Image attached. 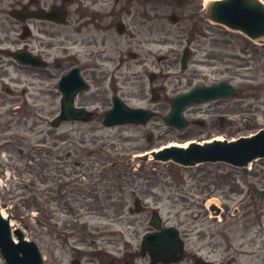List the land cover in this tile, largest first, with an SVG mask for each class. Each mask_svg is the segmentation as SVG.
<instances>
[{
    "label": "rangeland",
    "instance_id": "rangeland-1",
    "mask_svg": "<svg viewBox=\"0 0 264 264\" xmlns=\"http://www.w3.org/2000/svg\"><path fill=\"white\" fill-rule=\"evenodd\" d=\"M11 1L0 0V6L8 9L6 6ZM46 3L47 5L54 4V0H46ZM171 13L181 16L175 25L168 23L167 18ZM197 13L199 19L203 21L200 13ZM157 16L155 42L143 45V50L142 47L139 50L131 47L140 56L138 65L131 62V66L127 67L125 64L120 66L117 63L115 50L121 49L123 43L119 38L115 40L113 29L108 32L107 53L102 60L96 59L94 62L104 67L102 70L106 72L99 83L105 89L107 97L111 96L109 89L112 86V91L121 90L116 94L129 106L150 108L156 112L155 116L144 125L125 124L105 127L102 124L101 113L104 107L93 102L88 108L94 109L98 118L88 123H63L58 128L51 127V121L55 117L58 106L57 91L54 88L57 78L71 66L70 63L75 62L79 65L84 63L83 61L86 60L84 56L88 49L86 47L76 45L71 48L68 55L61 56L59 68L58 61L53 60L56 57V49L51 48L48 51L49 60L52 63L43 76L45 77L43 82L45 90L33 87L29 89L28 94H25L23 91L24 70L21 68L11 66L7 74L0 73V211L8 216L14 228L22 230L26 239L38 245L43 264H67L68 252L66 253L59 247H51L47 243L48 240L45 242L41 234L42 231L56 230L63 223H71L70 217L62 214V210L57 211L55 208L57 198L62 199L61 205L66 204L72 206L73 209L79 208L80 195L73 194V196L67 193L68 190L85 188L87 185L92 194L100 176L106 177L105 179L111 178V180L103 184L107 193L95 196L94 200L100 199L107 202L108 217L92 215L81 219L80 222L92 228L108 227L111 232L119 230L122 236V239L118 241L119 246L122 250L137 252L136 264H149L147 256H140L139 245L153 209L159 212L165 225H175L174 215L180 221L184 220L188 214L190 215V209L182 210L183 207L195 205L199 209L203 203L208 205L214 202L222 208L227 205L229 210L226 214H230L236 207H239L236 203L240 197L250 194L247 184L255 182V178H250L247 170L230 168L223 164H204L184 168L170 161H153L146 155L151 150L169 144L184 145L190 140L196 139L202 142L212 138L213 135L178 138L177 136L182 134L166 126L163 116L170 110L169 98L195 85H207L223 80L227 73H237L238 77L232 83L234 86L242 87L244 90L246 87L250 89H246L245 93L235 100L192 106L185 113L186 119L203 118L202 114L207 110L213 109L217 112L221 107L242 104L244 112H252V114L241 115L245 117L244 121L247 117H253L256 118L254 122L257 121L259 126H264V72H262L264 68L254 51L243 54L244 51H249L247 46L250 41L239 32H232L222 26L203 21L200 24L201 27L198 28L203 34V37L196 42L198 49L194 51L187 70L181 71L179 58L182 46L180 45L184 44L183 39L187 37V30L190 29L187 20H184L186 18L183 17L181 11L172 10L166 0H158ZM39 26L53 32L52 28L42 24H37L36 30ZM18 35L19 28H16L12 38L16 40ZM39 37L45 44L54 43L53 37L51 39L45 36ZM76 38L80 39L81 36L77 35ZM200 45L201 50L199 51ZM19 46L20 44H15L9 48L14 51ZM219 50L235 57L233 66L218 64L214 56L220 52ZM260 57L264 58V55ZM243 61L250 63L249 68L236 70L234 65L243 63ZM150 72H154L157 76L153 82L148 78ZM221 72L224 73L221 74ZM6 89L12 91V96L7 94ZM97 90L95 83H91V89L86 96L95 94ZM152 93H159L161 98L153 101ZM97 98L98 95H95L94 99ZM26 99H29L30 103L28 100L27 102L35 107L34 113L25 116V112L14 115L15 109L10 110L9 101L18 100L14 102L16 105H21ZM1 100H4V104ZM8 114H12L13 117L8 118ZM41 116L44 121L38 122L35 117L40 118ZM239 119L240 117L237 120ZM8 121H11L10 127L7 126ZM7 128L9 129L6 130ZM249 133L242 131L231 134V129L228 128L225 132L216 134V137L231 140ZM123 163L126 164L124 170L119 168V166H124ZM76 164H83L93 169L89 172L83 170L79 174L76 173L73 177L74 187H65L64 195L59 193L58 189L54 190L55 184H59L58 179L64 181L67 176H73ZM111 164L117 167L109 170ZM67 166L73 169H69V174L64 176V169ZM100 167L102 172H106L103 176L102 172L98 173ZM252 170L256 173L264 172V159L253 162ZM74 171L79 172V169H74ZM78 179L81 183L76 181ZM124 182H127L124 189H137V196L146 206L143 213H128V208L133 207V199L128 197V193H119ZM236 185L239 186V190H243V193L231 195V199L225 201V192L230 191ZM197 187L204 190V193L202 194ZM204 197L206 201L203 200ZM247 203L249 207L245 217L250 223L249 229L243 228L240 221L234 222L233 225L229 224L227 230L223 228V224H219L216 228L214 219L211 220L212 223H207L203 227L197 221L196 231L191 234L187 242L194 247H199L207 241L206 236L199 240V235L212 234V243L218 244L220 249L216 254L210 255L209 259L217 262L228 245L239 247L240 243L245 244L242 247L243 251L255 252L264 256V231H259L258 228L259 211L262 210L264 229V200L252 198ZM122 212H125L124 215ZM66 214L69 213L66 212ZM194 218L198 220L197 217ZM73 226L75 227L74 223ZM243 229L246 232H242ZM248 242H251L250 246L247 245ZM257 249L263 251L257 252ZM238 261L240 264H261L257 257L247 258L244 255L240 256ZM0 264H5L1 255Z\"/></svg>",
    "mask_w": 264,
    "mask_h": 264
},
{
    "label": "flooded vegetation",
    "instance_id": "flooded-vegetation-1",
    "mask_svg": "<svg viewBox=\"0 0 264 264\" xmlns=\"http://www.w3.org/2000/svg\"><path fill=\"white\" fill-rule=\"evenodd\" d=\"M68 10L70 11V26L68 24L56 25L55 31V48L57 49L59 55L58 57L64 56L60 54L65 48H69L72 45H80L81 47L88 48L87 56L91 63H85L82 71H86L88 80L94 84L96 88H101L102 85L99 83L100 79L105 76V71L102 68H97L94 64V57H102L106 53V41L108 37V32L110 29L114 30V37H119V40L123 43V47L118 49V62L120 66L124 64L127 67L131 66V62H134L135 65L140 63V56L132 50L131 47H134L135 50H139L143 45H147L151 42H155L156 36V22H157V0H69ZM170 6L178 11H190L192 15L195 12L202 9L205 0H168ZM1 3V2H0ZM9 6L8 10L0 6V32L3 34V38L0 37V45L5 43H14L11 39L16 26H19L21 30L29 32V35L25 39H18L17 42H23L22 50L27 53H31L33 56H36V61H40L39 58L43 59V52L45 48L44 43L39 37L36 38V34L33 33L34 24L39 22V20L34 17L24 18L26 14H31V12L39 10H49L50 8L46 5L45 0H12L11 3L7 4ZM14 11H22L24 14L18 15V18L13 17ZM34 15V14H33ZM198 26L199 20H197ZM117 24H119V30L117 31ZM87 27V29H86ZM82 28V29H80ZM198 29V28H197ZM201 31H198L196 37L190 38L186 43L188 47L194 49L196 48V42L201 38ZM77 35H80L81 38H76ZM51 45V44H50ZM264 50V43L259 44ZM201 49V45L199 47ZM220 52L214 56L215 60L218 61L219 65H225L231 63L229 56L219 50ZM43 52V53H42ZM11 52L0 49V69L4 70L3 72L7 74V69L11 66L14 61L12 60ZM10 62V63H9ZM60 66V65H58ZM24 69V75L26 80V86L28 90H25V94H28L29 89L36 87L41 90L37 82L42 81L44 78L45 69L37 68L33 66H18ZM1 71V70H0ZM61 77V76H60ZM59 77V78H60ZM229 77L234 79L233 75ZM102 89V88H101ZM24 91V90H23ZM85 93V92H84ZM82 94V95H81ZM77 96L78 98V107H88L94 102L92 96H84L81 93ZM29 100V99H28ZM58 109L61 108V94L58 92L57 96ZM108 99L102 98L97 100L96 103L102 107L107 106ZM1 103L4 104V100H1ZM11 103V101H9ZM59 112V111H58ZM244 111L242 110V113ZM240 105L235 104L233 106H228L226 108H220L219 111H214L213 109L207 110L202 115L207 120L203 119H190L186 128V132L183 137H203L205 135H213L216 133H221L228 128L234 132L236 129L239 130L238 133L242 131H252L255 128L259 127L258 122L253 118L243 122L240 120H233L232 118L239 117ZM33 114V112H32ZM11 114H8V118H11ZM13 117V116H12ZM218 117V118H217ZM241 118V117H240ZM38 122H42L43 117H35ZM242 119V118H241ZM10 122L8 121V127H10ZM238 125L240 127H238ZM264 128V127H263ZM7 128L6 130H8ZM3 130V131H6ZM84 166H81L80 170ZM250 177L255 178V180L260 188H264V172L250 173ZM250 186H248L249 188ZM202 194L204 190L197 188ZM61 190V189H60ZM134 191V190H133ZM71 193V191H70ZM106 190L104 187H97L96 194L104 195ZM243 193V190H239V186L236 185L234 188H231L230 191L225 192V199H231V195H240ZM254 198L257 200H264L255 196L254 194L242 195L239 201L236 203L239 207H236L231 215L226 214L228 206L220 208V215L212 217L211 211L207 209L204 204L199 209L195 205L191 207H183L182 210L190 209V215L188 214L184 220L180 221L177 219V216H173L177 228H180L185 236V239H189L191 234L196 231V222L203 227L207 223H212L210 219L214 218L216 223L214 224L217 228L219 224H223V228L227 230L229 224L241 222L243 228L249 229L250 223L246 220L245 215L248 211L247 201H251ZM64 200V199H63ZM204 200V198H203ZM62 199L56 201L55 208L57 211L62 210L64 215L72 217L75 222L70 224L63 223L58 229L51 230L49 232L42 231L44 241L48 240V244L51 247H59L68 252L66 259L67 264H72V261H75V264H136L135 258L137 257V252H132V250H122L119 246V240L122 239V236L118 232H110L108 227L101 228H92L87 225L81 224L77 225V219L82 217H91L92 215L96 217L107 218L108 217V205L104 200L95 199L93 200L91 196L84 195L81 198V205L79 208L73 209L72 206L61 205ZM74 201V199H71ZM124 207V206H123ZM143 208V207H142ZM263 209V207H262ZM144 211V208L141 209ZM69 213V214H66ZM245 212V213H244ZM156 213V212H154ZM260 223L258 224L259 231H264L262 216L263 211H259ZM194 217H197L195 219ZM208 217V219H207ZM212 217V218H211ZM227 221H230L227 223ZM233 221V222H231ZM73 223L75 227L73 226ZM254 225V224H253ZM161 226L162 225L161 222ZM198 228V227H197ZM245 229L242 232H246ZM152 230L151 228L147 231ZM146 231V232H147ZM207 237V241L201 244L199 247H194L190 245V242H187L184 245L183 250V261L178 264H240L238 258L240 256H245L247 258L257 257L260 260L261 264H264V256H261L259 253L255 252H246L242 250L244 243H240L239 247H232L228 245L224 249V253L221 256L220 260L217 262L215 260L209 259L210 255L216 254L219 251V245L212 243L213 236L212 234L199 235V240ZM219 236H221L219 234ZM244 236V235H243ZM244 239V237H243ZM216 244V245H214ZM251 242H248L247 245L250 246ZM262 249H257V252H262ZM141 254V253H140ZM134 255V257H131ZM130 258L128 259V257ZM157 264H166V263H157Z\"/></svg>",
    "mask_w": 264,
    "mask_h": 264
},
{
    "label": "water",
    "instance_id": "water-1",
    "mask_svg": "<svg viewBox=\"0 0 264 264\" xmlns=\"http://www.w3.org/2000/svg\"><path fill=\"white\" fill-rule=\"evenodd\" d=\"M206 15L212 21L222 23L231 29L240 30L252 39L258 40L264 36V5L258 0L213 1L208 4ZM15 58L23 61L20 54H16ZM230 95L231 90L224 83L215 84L208 88L195 87L170 101L172 111L165 117L164 121L168 125L183 128L185 122L182 113L188 105L214 98L229 97ZM66 105L68 112H64L65 117H78L79 113L71 110L72 102L69 101ZM150 115L147 110L128 109L126 107L117 109L115 107L106 113L104 123L106 125L128 122L144 123ZM152 156L162 161L171 159L184 166L220 161L233 166L244 167L253 159L264 157V131H260L250 138H240L232 142L212 141L203 145L192 143L187 149L165 148L157 153L153 152ZM253 190L259 195H264V191L255 188ZM13 234L17 237V243L12 238L8 220L0 216V253L6 264H41V255L37 245L32 241L24 240L18 229L14 230ZM181 246L182 243L173 229L146 234L142 242V249L149 250L151 255L153 253H169L172 256V253H180Z\"/></svg>",
    "mask_w": 264,
    "mask_h": 264
},
{
    "label": "bare ground",
    "instance_id": "bare-ground-1",
    "mask_svg": "<svg viewBox=\"0 0 264 264\" xmlns=\"http://www.w3.org/2000/svg\"><path fill=\"white\" fill-rule=\"evenodd\" d=\"M173 144L169 145V146H172ZM185 146V145H184Z\"/></svg>",
    "mask_w": 264,
    "mask_h": 264
}]
</instances>
